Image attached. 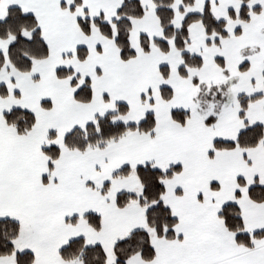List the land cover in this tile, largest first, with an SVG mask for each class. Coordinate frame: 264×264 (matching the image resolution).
<instances>
[{
    "label": "snow or ice",
    "instance_id": "6c2138e0",
    "mask_svg": "<svg viewBox=\"0 0 264 264\" xmlns=\"http://www.w3.org/2000/svg\"><path fill=\"white\" fill-rule=\"evenodd\" d=\"M133 9L0 0V264H264V0Z\"/></svg>",
    "mask_w": 264,
    "mask_h": 264
},
{
    "label": "trees",
    "instance_id": "16d2710c",
    "mask_svg": "<svg viewBox=\"0 0 264 264\" xmlns=\"http://www.w3.org/2000/svg\"><path fill=\"white\" fill-rule=\"evenodd\" d=\"M133 4H134V0H129V8L130 10H134L133 9ZM17 119H26V117L23 116V114H18ZM93 253H89L88 257H87V264H99V260L98 259H93Z\"/></svg>",
    "mask_w": 264,
    "mask_h": 264
}]
</instances>
